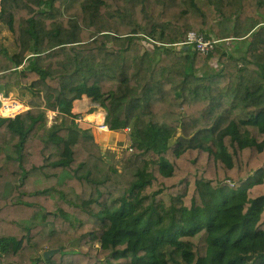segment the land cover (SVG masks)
Listing matches in <instances>:
<instances>
[{
	"label": "trees",
	"instance_id": "1",
	"mask_svg": "<svg viewBox=\"0 0 264 264\" xmlns=\"http://www.w3.org/2000/svg\"><path fill=\"white\" fill-rule=\"evenodd\" d=\"M0 23L36 100L0 118V264H264V0H0ZM84 96L137 163L105 159Z\"/></svg>",
	"mask_w": 264,
	"mask_h": 264
},
{
	"label": "crops",
	"instance_id": "2",
	"mask_svg": "<svg viewBox=\"0 0 264 264\" xmlns=\"http://www.w3.org/2000/svg\"><path fill=\"white\" fill-rule=\"evenodd\" d=\"M4 50H7L10 54H13L15 52V45H14V40H13L11 32L8 30V28L3 23H0V52ZM5 79H6V76L1 74L0 75V95H3L4 98H10L16 101L18 105H16V107L13 109H6L5 112L2 111V115H4L5 117L11 116L13 113L17 112L20 109H24V110L30 109L31 106H29L26 103V101H30V104H31V101H36V100L32 99L29 94H25L20 89L19 84L6 83ZM23 94H25V96H23ZM12 100H8V101L6 100V101L9 102ZM0 106H1V103H0ZM96 106H99V105L93 103L92 100L86 96H84L81 100H76L73 103L72 112L74 115L78 116L76 121L79 122V120L81 119L83 120V122L80 123V126H83V127L88 126L89 122L91 121L94 122L93 116L98 112L99 108L102 109L104 113H106V111L101 107H99L97 111L91 112L92 109L95 108ZM6 118H9V117H6ZM98 124L103 125L104 118H103L102 123H98ZM101 131L106 132L104 130H101ZM101 131L99 130L100 133L96 134V136L97 135L100 136L102 140L101 143L103 142V140L109 142L110 141L109 138L114 137L113 135L116 133V132L108 131L109 133L112 134L111 136L110 134L101 133ZM58 238L59 237H57V235L52 236V237L38 236L37 239L34 241V247H35L34 251H36L37 254L43 255L46 251H48V249L53 248L52 246L55 245L57 242H59Z\"/></svg>",
	"mask_w": 264,
	"mask_h": 264
},
{
	"label": "rangeland",
	"instance_id": "3",
	"mask_svg": "<svg viewBox=\"0 0 264 264\" xmlns=\"http://www.w3.org/2000/svg\"><path fill=\"white\" fill-rule=\"evenodd\" d=\"M226 43H228V45H230V47H233L232 46V43L233 42H232V39L231 38ZM211 63H212V66L213 67L214 66L216 67V59H212L210 61V64ZM20 102H22V101H20ZM26 103L29 106H31L30 101H26ZM99 107L100 106H96L95 108L92 109L91 112L97 111ZM104 116H106V113H105ZM2 118H6V117H2ZM55 119H57V113H54V112L49 111L48 112V121H49L48 126H50V124L52 123V121H54ZM82 122H83L82 119L79 120V123H82ZM104 125H105V117H104ZM88 126L91 127V128H93V130L96 132V134L97 133H100L99 130L101 131V128H102V125L101 124H98L97 121H94V122L91 121V122H89ZM108 131H106V132H102L101 131V133L110 134L112 136V134L109 133ZM130 133H131L130 132V129H127V130L121 131V132H116L113 135L114 137L109 138L110 139L109 142L103 140L102 143H101L102 140H101L100 136H98V135L96 136L97 137L96 138L97 139V142L99 143V145L101 147V151H102L103 156L105 157L106 160H108L110 162H114L116 164L117 169H119V172L120 173L123 172V169L125 167H129V166L133 165V163H137L139 161L138 158L135 159L136 156L134 155V152H131L129 150V149H133L132 144H131L132 142H131V140L128 139V135ZM93 134H94V132H93ZM57 237H59L58 238L59 242H57L55 245L52 246L53 247V248H51L52 250H54V247L55 246H58L60 244L61 245L62 244L64 245L65 242H66L67 236H62V237L61 236H57ZM30 252H32V250H28V252H26L24 254V257H28ZM50 258H52L53 260L55 259V261H57L58 258H59V255L58 254H55V255H53ZM21 260H22V258H21Z\"/></svg>",
	"mask_w": 264,
	"mask_h": 264
},
{
	"label": "built area",
	"instance_id": "4",
	"mask_svg": "<svg viewBox=\"0 0 264 264\" xmlns=\"http://www.w3.org/2000/svg\"><path fill=\"white\" fill-rule=\"evenodd\" d=\"M228 40H225V43ZM221 42H223V41L207 38L205 36V34H198L196 32H190L187 35V39L185 41L179 43V44H176L175 47H177L178 49H182L184 47H190L191 46L197 52L204 54V55H208V54L213 53L215 51V48L217 47V45L221 44ZM226 44L228 45V43H226ZM6 100L8 101V100H12V99L4 98L3 95H0V103H1L0 111L2 110L5 112L6 109H13L16 107V105H18V103L14 100L9 101V102H7ZM24 111H26V110L20 109L17 112L13 113L9 118H14ZM101 130L108 131V128L103 124ZM129 150L131 152H133V149H129ZM2 255L3 254H2V249H1V245H0V257Z\"/></svg>",
	"mask_w": 264,
	"mask_h": 264
},
{
	"label": "bare ground",
	"instance_id": "5",
	"mask_svg": "<svg viewBox=\"0 0 264 264\" xmlns=\"http://www.w3.org/2000/svg\"><path fill=\"white\" fill-rule=\"evenodd\" d=\"M104 115H105L104 111L99 108L98 112L93 116V120L97 121L98 123H102ZM2 117H5V116L2 115V110H1L0 118ZM6 117H10V116H6Z\"/></svg>",
	"mask_w": 264,
	"mask_h": 264
},
{
	"label": "water",
	"instance_id": "6",
	"mask_svg": "<svg viewBox=\"0 0 264 264\" xmlns=\"http://www.w3.org/2000/svg\"><path fill=\"white\" fill-rule=\"evenodd\" d=\"M59 252H60L59 249L49 250L43 254V257L45 260H47L50 257H52L53 255L58 254Z\"/></svg>",
	"mask_w": 264,
	"mask_h": 264
}]
</instances>
